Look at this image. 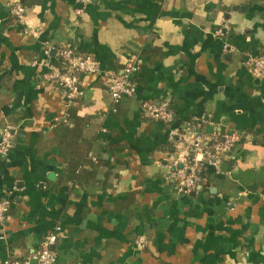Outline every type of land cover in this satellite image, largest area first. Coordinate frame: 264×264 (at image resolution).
<instances>
[{"label": "crops", "instance_id": "crops-1", "mask_svg": "<svg viewBox=\"0 0 264 264\" xmlns=\"http://www.w3.org/2000/svg\"><path fill=\"white\" fill-rule=\"evenodd\" d=\"M24 4L37 39L0 0V137L17 129L0 159V201H11L0 261L32 257L60 226L56 264H264V78L248 66L264 57V0ZM224 20L232 29L217 38ZM64 47L102 69L81 75L70 109L45 78ZM132 55L137 93L114 104L105 73L121 74ZM143 102L168 105L177 128L205 119L206 133L239 134L227 166L202 169L197 189L180 194L164 174L181 151Z\"/></svg>", "mask_w": 264, "mask_h": 264}, {"label": "built area", "instance_id": "built-area-1", "mask_svg": "<svg viewBox=\"0 0 264 264\" xmlns=\"http://www.w3.org/2000/svg\"><path fill=\"white\" fill-rule=\"evenodd\" d=\"M11 15L17 23L22 26V32L26 37L37 39L40 36L39 29H36L28 18V10L24 0H6ZM92 0H79L81 6L85 7ZM83 9H78L81 14ZM232 26L227 20L223 21L215 30L217 38H224L231 31ZM226 53H232L235 48L230 44L224 45ZM50 56V50L46 52ZM250 72L258 77L264 78V57L258 56L248 61ZM45 67L48 69L45 78L47 81L55 83L66 101L67 107H73L84 95L80 77L81 75L97 76L102 74L100 63L90 56L77 54L72 48L64 47L56 52L54 60L49 59ZM141 69V60L137 56H130L121 74L105 73L108 81V88L114 104L120 103L124 98L134 97L137 93V86L132 78L133 74ZM142 116L150 121L163 123L168 127V138L173 146L181 151L173 162L166 166L164 180L172 183L177 191L182 195L193 193L200 181V171L207 167H212L217 174L224 158L240 142V135L237 133H206L205 126L207 120L200 121L201 129L189 124L185 128L175 127L176 116L166 104L153 102H143L141 104ZM68 122V115L63 119ZM17 134V129L13 125H6L1 131L0 155L7 156L12 147L13 139ZM11 208V201L4 199L0 201V224L8 220ZM62 232L60 226L47 234L43 239L39 250L30 258L21 260H5L0 264H56L57 254L54 249L59 235ZM138 245L144 246L140 240Z\"/></svg>", "mask_w": 264, "mask_h": 264}, {"label": "water", "instance_id": "water-1", "mask_svg": "<svg viewBox=\"0 0 264 264\" xmlns=\"http://www.w3.org/2000/svg\"><path fill=\"white\" fill-rule=\"evenodd\" d=\"M214 131V128L213 127H209L208 128V133H212ZM3 156L2 155H0V159L2 158ZM227 165H222V169L224 168V167H226Z\"/></svg>", "mask_w": 264, "mask_h": 264}, {"label": "trees", "instance_id": "trees-1", "mask_svg": "<svg viewBox=\"0 0 264 264\" xmlns=\"http://www.w3.org/2000/svg\"><path fill=\"white\" fill-rule=\"evenodd\" d=\"M78 54V53H77ZM80 55V54H79ZM83 56V55H82ZM85 57V56H84ZM221 133H223V132H221ZM223 134H225V133H223Z\"/></svg>", "mask_w": 264, "mask_h": 264}]
</instances>
